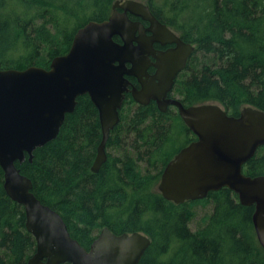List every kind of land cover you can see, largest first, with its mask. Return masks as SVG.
Instances as JSON below:
<instances>
[{"label": "trees", "instance_id": "obj_1", "mask_svg": "<svg viewBox=\"0 0 264 264\" xmlns=\"http://www.w3.org/2000/svg\"><path fill=\"white\" fill-rule=\"evenodd\" d=\"M120 0H0V70L48 69L68 53L78 29L102 22ZM194 45L203 64L182 77L175 91L183 106L217 104L237 117L243 108L264 112V0H135ZM192 67V66H191ZM125 99L111 131L109 154L91 171L101 141L98 112L87 96L77 99L57 138L15 163L31 180L35 197L57 212L68 231L89 249L99 232L145 235L150 245L138 264H264L243 207L223 188L203 200L176 205L157 187L165 166L195 140L176 111ZM134 106V108H133ZM264 176V147L242 169ZM212 206L202 225H189L198 206ZM36 243L25 228L22 206L3 188L0 168V264H25Z\"/></svg>", "mask_w": 264, "mask_h": 264}, {"label": "water", "instance_id": "obj_2", "mask_svg": "<svg viewBox=\"0 0 264 264\" xmlns=\"http://www.w3.org/2000/svg\"><path fill=\"white\" fill-rule=\"evenodd\" d=\"M128 14L148 22V30L156 36L169 37L178 44L174 52L160 58L163 68L157 82L140 81V90L129 89L131 84L124 78L144 73L136 65L144 63L145 52L140 55L135 52L139 47H133L136 32L142 35L141 25L131 22ZM182 49L185 55L174 61ZM193 51L159 22L147 5L120 0L112 6L107 20L89 21L78 29L68 53L54 58L48 69L0 70L3 188L23 207L26 231L36 243L35 253L25 264H138L149 247L150 240L141 233L115 235L104 228L85 249L71 237L61 216L35 197L31 180L15 166L26 157L31 162L36 149L55 140L66 116L74 112L77 99L87 96L98 112L101 127V141L91 167L97 173L106 162V144L119 124L126 93L140 105L156 102L162 113L174 106L196 137L165 166L157 187L161 196L179 205L203 200L223 188L230 190L243 207H253L252 224L264 251V176L250 177L242 172L264 147V112L246 107L234 117L217 104L186 108L179 100L168 98L176 75ZM126 63L133 67L127 70Z\"/></svg>", "mask_w": 264, "mask_h": 264}, {"label": "flooded vegetation", "instance_id": "obj_3", "mask_svg": "<svg viewBox=\"0 0 264 264\" xmlns=\"http://www.w3.org/2000/svg\"><path fill=\"white\" fill-rule=\"evenodd\" d=\"M141 3H143V2H141ZM143 4H145V3H143ZM119 12H121V11L119 10ZM128 18H129V20L131 22H133V23H139L141 25L142 35H140L139 32H136L135 37H136L137 40H134L133 41V47H139V50H137L135 52H139L140 55H142L141 54L142 52H145L144 59H143L144 63L140 64L139 66L136 65V68H139L141 71H144V73L142 75H139L138 74L139 76H137V75L136 76H133V75H124V78L131 84V86H129V89L135 88L137 90H140L141 87H142L141 82H149L152 79L155 82H157L156 77H158V76L161 75V70L163 68L162 66L160 67V65H161L159 63L160 62V58L162 57L163 54H167V53L174 52L178 48V44L175 43V42H173L169 37H166V36H156L153 32L149 31L148 29L150 28V24L148 22L143 21L142 19H140L138 17H135L133 15H130V14H128ZM159 22L161 24L165 25L175 36H177V38H179V40L184 45H187V44L188 45H191L194 48V50H195L194 45L191 44V43H189V42H186L184 39H182L181 35L178 32H176L173 28H171L168 25L162 23L161 21H159ZM114 41L116 43L122 44V41H121V39L119 37H114ZM193 54H194V51L192 52V54L190 56H188L185 67L176 75L175 80H174V85H173L171 91L168 93V96H167L168 98L177 99V100L180 101L179 96L176 94L175 88H176L177 82L182 77L189 76L191 74V72L194 71L193 68L190 67V62H191V60L193 58ZM184 55H185V52L182 49L181 51H179V52L176 53V55H175L176 58H175L174 61L180 60L181 57L184 56ZM115 65H117V64H115ZM125 67H126L127 70H130L133 67V65H131L130 63H126L125 64ZM171 68L173 69L174 67H169V69H171ZM125 99L131 100L132 103L135 106H148V105L154 104V106L157 108V104L154 101H150L147 105H140V104L136 103L133 100V98H132V96H131L130 93H126L125 94ZM125 99H124V101H125ZM129 100H128V102H129ZM123 105H124V102H123ZM123 105H122V108H123ZM189 107H191V106H189ZM122 108H121V110H122ZM157 110H158V108H157ZM170 110H174L178 114V111H177V109L174 106H169L167 108L166 112H168ZM195 140H196V137H195ZM111 149L112 148L111 147L110 148L107 147V144H106V155H107V159H108V155L109 154H112V153H110V151H108V150H111Z\"/></svg>", "mask_w": 264, "mask_h": 264}, {"label": "rangeland", "instance_id": "obj_4", "mask_svg": "<svg viewBox=\"0 0 264 264\" xmlns=\"http://www.w3.org/2000/svg\"><path fill=\"white\" fill-rule=\"evenodd\" d=\"M196 62H194L193 64L190 65V67L192 66L193 70H197L198 68H200V66L203 64L204 62V58H202V55H198L197 58H196ZM134 108V106H133ZM110 151V153L112 154H117V150H114V149H111V150H108ZM212 210V206L211 205H208L206 207H203V206H198L196 208H194V217L192 219V221L190 222V229L193 231V230H196L197 228H199L201 225H202V218H204L207 214H209Z\"/></svg>", "mask_w": 264, "mask_h": 264}, {"label": "bare ground", "instance_id": "obj_5", "mask_svg": "<svg viewBox=\"0 0 264 264\" xmlns=\"http://www.w3.org/2000/svg\"><path fill=\"white\" fill-rule=\"evenodd\" d=\"M160 112V111H159Z\"/></svg>", "mask_w": 264, "mask_h": 264}]
</instances>
